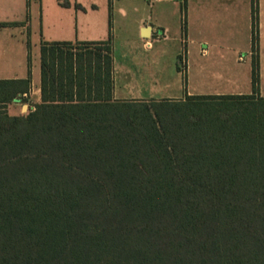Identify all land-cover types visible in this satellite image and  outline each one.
I'll use <instances>...</instances> for the list:
<instances>
[{
    "label": "trees",
    "instance_id": "1",
    "mask_svg": "<svg viewBox=\"0 0 264 264\" xmlns=\"http://www.w3.org/2000/svg\"><path fill=\"white\" fill-rule=\"evenodd\" d=\"M109 32L43 41L25 114L6 104L29 78L0 80V264H264L256 55L251 93L117 100ZM182 103L190 129L160 108Z\"/></svg>",
    "mask_w": 264,
    "mask_h": 264
},
{
    "label": "crops",
    "instance_id": "2",
    "mask_svg": "<svg viewBox=\"0 0 264 264\" xmlns=\"http://www.w3.org/2000/svg\"><path fill=\"white\" fill-rule=\"evenodd\" d=\"M65 1L46 7L41 5L40 37H35L33 44V40L30 42L33 38L30 30L32 0H0V80H30L28 92L12 101L10 110L14 115L17 106L20 111L24 108L32 110L41 100L40 45L43 41H104L109 36V29L115 99L156 98L135 93L134 83L145 72L160 68V56L170 58L183 52L187 69L190 56L209 54L207 46L218 53L222 63L228 58L245 62L242 52L248 56L243 69L236 70L242 71L247 88L244 90L247 91L236 94L252 92V60L256 55L257 90L264 96V0ZM253 4L257 10L255 51L252 49ZM144 27H150L146 37L141 35ZM178 73L181 75L178 88L184 90L179 68ZM231 79L235 81L237 76ZM183 96V93H175L158 98Z\"/></svg>",
    "mask_w": 264,
    "mask_h": 264
},
{
    "label": "rangeland",
    "instance_id": "3",
    "mask_svg": "<svg viewBox=\"0 0 264 264\" xmlns=\"http://www.w3.org/2000/svg\"><path fill=\"white\" fill-rule=\"evenodd\" d=\"M56 2H66L65 0H32L31 2V18H32V39L34 44V38L40 37V10L41 5L44 4L51 5ZM119 37V34H118ZM120 38V37H119ZM206 46V45H205ZM39 47V46H38ZM37 47V48H38ZM169 47L170 44H169ZM210 49L209 54L200 55L196 54L195 56L189 57L187 62L186 69V61L184 57V53L180 52L182 58L180 59L177 54L173 57L168 56H160L158 61L160 63V68L154 72H145L142 78L138 79L134 85V92L141 94L143 97H156V100H160L162 98H158L160 96H167L175 93H183L184 96L181 98H169L173 100H181L183 99L187 92L189 95H202V94H229V93H238V91H247L245 86L246 84L243 81V73L242 71L237 72L236 70H242L243 64L248 61V56L242 52L241 55L244 57V61H238L234 58L225 59L223 63L218 60V53ZM161 55V54H160ZM221 64V65H220ZM178 68L182 71V80L184 90L178 88L181 86V83L178 81L181 75L178 73ZM237 76V79L232 80L231 77ZM178 89H177V88ZM186 88V89H185ZM239 89V90H238ZM133 92V93H134ZM251 93V92H250ZM247 94V93H240ZM117 100H151V98H125V99H117ZM12 102L6 104V111L9 115H14L10 110V106ZM18 109L16 110L15 115L25 114L29 109H23L22 111ZM161 111L163 113L164 118H166L167 124L174 127L176 125H180L183 129H190L186 126L184 120L187 121L184 117L185 114H189L191 111H195V113L200 114V110L198 107H195L191 104L182 103L179 105H163L160 106ZM204 116V120H207V117ZM139 119H144L143 115H140ZM205 130V129H204ZM209 131V129H206ZM203 132L199 131L198 133ZM183 134V133H181ZM202 135H205L202 133Z\"/></svg>",
    "mask_w": 264,
    "mask_h": 264
},
{
    "label": "water",
    "instance_id": "4",
    "mask_svg": "<svg viewBox=\"0 0 264 264\" xmlns=\"http://www.w3.org/2000/svg\"><path fill=\"white\" fill-rule=\"evenodd\" d=\"M149 30H150V27H144L143 30H142L141 35H142L143 37L148 36V35H149V34H148Z\"/></svg>",
    "mask_w": 264,
    "mask_h": 264
}]
</instances>
